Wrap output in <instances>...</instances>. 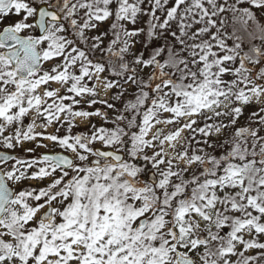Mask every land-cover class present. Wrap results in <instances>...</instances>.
<instances>
[{
	"label": "snow or ice",
	"instance_id": "obj_1",
	"mask_svg": "<svg viewBox=\"0 0 264 264\" xmlns=\"http://www.w3.org/2000/svg\"><path fill=\"white\" fill-rule=\"evenodd\" d=\"M0 264H264V0H0Z\"/></svg>",
	"mask_w": 264,
	"mask_h": 264
}]
</instances>
